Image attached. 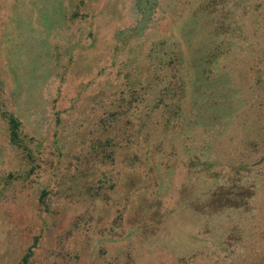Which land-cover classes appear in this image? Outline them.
<instances>
[{"label": "rangeland", "instance_id": "1", "mask_svg": "<svg viewBox=\"0 0 264 264\" xmlns=\"http://www.w3.org/2000/svg\"><path fill=\"white\" fill-rule=\"evenodd\" d=\"M0 264H264V0H0Z\"/></svg>", "mask_w": 264, "mask_h": 264}, {"label": "trees", "instance_id": "2", "mask_svg": "<svg viewBox=\"0 0 264 264\" xmlns=\"http://www.w3.org/2000/svg\"><path fill=\"white\" fill-rule=\"evenodd\" d=\"M18 123L12 119L10 122V133H11V142L16 143L18 140Z\"/></svg>", "mask_w": 264, "mask_h": 264}]
</instances>
